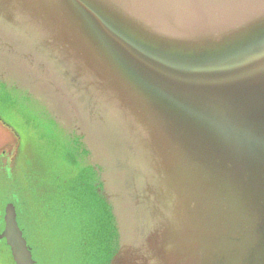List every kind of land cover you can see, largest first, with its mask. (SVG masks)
<instances>
[{
	"label": "water",
	"instance_id": "obj_1",
	"mask_svg": "<svg viewBox=\"0 0 264 264\" xmlns=\"http://www.w3.org/2000/svg\"><path fill=\"white\" fill-rule=\"evenodd\" d=\"M1 78L80 153L101 264H264V0H0Z\"/></svg>",
	"mask_w": 264,
	"mask_h": 264
},
{
	"label": "rangeland",
	"instance_id": "obj_2",
	"mask_svg": "<svg viewBox=\"0 0 264 264\" xmlns=\"http://www.w3.org/2000/svg\"><path fill=\"white\" fill-rule=\"evenodd\" d=\"M79 156L67 132L39 101L0 79V232L6 207L13 203L34 264H101L102 240L84 236L83 228H93L101 210L91 180L76 164ZM0 264H17L5 238H0Z\"/></svg>",
	"mask_w": 264,
	"mask_h": 264
}]
</instances>
